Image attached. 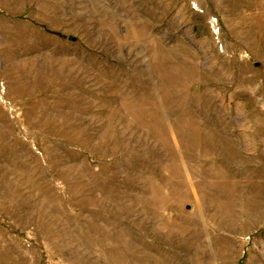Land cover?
<instances>
[{
	"label": "rangeland",
	"instance_id": "374dc122",
	"mask_svg": "<svg viewBox=\"0 0 264 264\" xmlns=\"http://www.w3.org/2000/svg\"><path fill=\"white\" fill-rule=\"evenodd\" d=\"M0 264H264V0H0Z\"/></svg>",
	"mask_w": 264,
	"mask_h": 264
}]
</instances>
